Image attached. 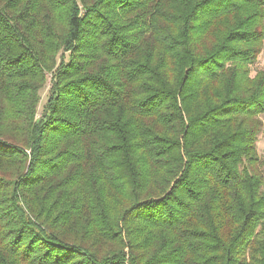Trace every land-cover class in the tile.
Here are the masks:
<instances>
[{"label": "trees", "instance_id": "16d2710c", "mask_svg": "<svg viewBox=\"0 0 264 264\" xmlns=\"http://www.w3.org/2000/svg\"><path fill=\"white\" fill-rule=\"evenodd\" d=\"M263 47L264 0H0V264H264Z\"/></svg>", "mask_w": 264, "mask_h": 264}, {"label": "rangeland", "instance_id": "374dc122", "mask_svg": "<svg viewBox=\"0 0 264 264\" xmlns=\"http://www.w3.org/2000/svg\"><path fill=\"white\" fill-rule=\"evenodd\" d=\"M259 68H264V47H263V50L262 52L260 53V55L258 56V59L256 61V63L254 64L253 66V72L252 74L255 73V71ZM51 77L50 75L48 76V82H47V85L46 87L41 91V101H40V104H39V107H38V112L39 114L42 112L43 110V105L47 99V95H48V91H49V88L51 86V81H50ZM261 118L263 120V128H262V131L259 135V140H258V143H257V147H258V152L261 156V158H264V114H261Z\"/></svg>", "mask_w": 264, "mask_h": 264}]
</instances>
